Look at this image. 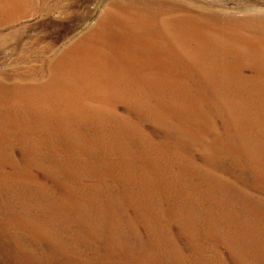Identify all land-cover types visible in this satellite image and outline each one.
<instances>
[{
    "label": "rangeland",
    "instance_id": "obj_1",
    "mask_svg": "<svg viewBox=\"0 0 264 264\" xmlns=\"http://www.w3.org/2000/svg\"><path fill=\"white\" fill-rule=\"evenodd\" d=\"M0 264H264V0H0Z\"/></svg>",
    "mask_w": 264,
    "mask_h": 264
}]
</instances>
